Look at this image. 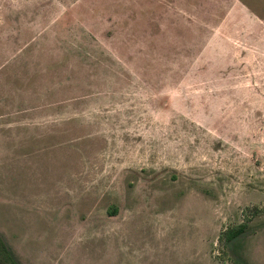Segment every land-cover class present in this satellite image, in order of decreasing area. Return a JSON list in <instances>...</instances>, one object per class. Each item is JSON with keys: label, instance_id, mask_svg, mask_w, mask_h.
Masks as SVG:
<instances>
[{"label": "rangeland", "instance_id": "1", "mask_svg": "<svg viewBox=\"0 0 264 264\" xmlns=\"http://www.w3.org/2000/svg\"><path fill=\"white\" fill-rule=\"evenodd\" d=\"M242 222L264 264V0H0L21 264H233Z\"/></svg>", "mask_w": 264, "mask_h": 264}, {"label": "trees", "instance_id": "2", "mask_svg": "<svg viewBox=\"0 0 264 264\" xmlns=\"http://www.w3.org/2000/svg\"><path fill=\"white\" fill-rule=\"evenodd\" d=\"M114 212V211H113ZM249 230L245 222L226 228L219 236L224 252L231 256L233 264H243L242 241ZM0 264H21L0 236Z\"/></svg>", "mask_w": 264, "mask_h": 264}]
</instances>
